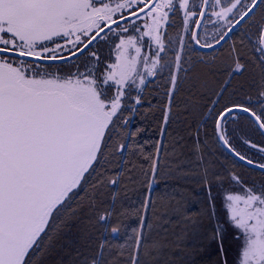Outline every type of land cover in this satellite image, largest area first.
I'll return each instance as SVG.
<instances>
[{
	"label": "snow or ice",
	"instance_id": "obj_1",
	"mask_svg": "<svg viewBox=\"0 0 264 264\" xmlns=\"http://www.w3.org/2000/svg\"><path fill=\"white\" fill-rule=\"evenodd\" d=\"M0 264H264V0H0Z\"/></svg>",
	"mask_w": 264,
	"mask_h": 264
}]
</instances>
